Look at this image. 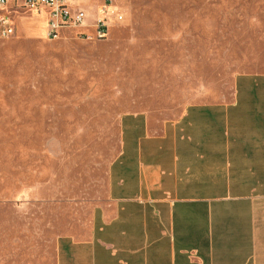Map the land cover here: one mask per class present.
<instances>
[{
	"label": "crops",
	"instance_id": "0c3cea01",
	"mask_svg": "<svg viewBox=\"0 0 264 264\" xmlns=\"http://www.w3.org/2000/svg\"><path fill=\"white\" fill-rule=\"evenodd\" d=\"M18 1L3 11L14 37L1 46H32L45 37L47 11ZM21 52L0 78V126L20 121L40 136L41 78L17 75L13 62ZM218 93L184 103L172 117L122 113L105 197L69 231L46 214L57 205L56 186L27 183L40 168H0L7 183L0 190V264H264V71L237 72Z\"/></svg>",
	"mask_w": 264,
	"mask_h": 264
},
{
	"label": "rangeland",
	"instance_id": "374dc122",
	"mask_svg": "<svg viewBox=\"0 0 264 264\" xmlns=\"http://www.w3.org/2000/svg\"><path fill=\"white\" fill-rule=\"evenodd\" d=\"M70 5L92 24L62 28L58 37L35 39L32 46L0 42V78L23 49L15 71L35 80L40 74L43 89L40 136L20 121L0 126V154H12L0 159V168H40L41 176L27 183L56 186L57 205L46 214L58 216L59 231L86 222L105 197L122 113L172 117L188 101L219 98L235 73L264 71V0H113L124 17L111 21L105 37L92 27L102 0ZM13 88H23L21 77ZM2 183L7 187L0 181V190Z\"/></svg>",
	"mask_w": 264,
	"mask_h": 264
},
{
	"label": "built area",
	"instance_id": "2783aa9c",
	"mask_svg": "<svg viewBox=\"0 0 264 264\" xmlns=\"http://www.w3.org/2000/svg\"><path fill=\"white\" fill-rule=\"evenodd\" d=\"M8 3L9 0H0V37H9L14 33L12 17L3 12ZM17 4L35 12L47 11L45 36L49 39L58 37L62 28L82 26L86 18L85 11L71 7L70 0H19ZM123 17V13L114 7L113 0H102L100 15L92 25L94 32L99 37H105L111 21L120 22Z\"/></svg>",
	"mask_w": 264,
	"mask_h": 264
}]
</instances>
